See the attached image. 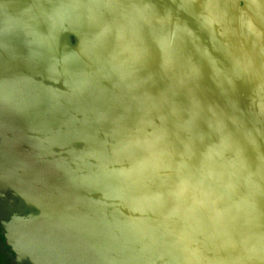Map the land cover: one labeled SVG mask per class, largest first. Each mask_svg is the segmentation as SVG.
<instances>
[{
  "label": "water",
  "instance_id": "1",
  "mask_svg": "<svg viewBox=\"0 0 264 264\" xmlns=\"http://www.w3.org/2000/svg\"><path fill=\"white\" fill-rule=\"evenodd\" d=\"M0 190L32 264H264V0H0Z\"/></svg>",
  "mask_w": 264,
  "mask_h": 264
},
{
  "label": "flooded vegetation",
  "instance_id": "2",
  "mask_svg": "<svg viewBox=\"0 0 264 264\" xmlns=\"http://www.w3.org/2000/svg\"><path fill=\"white\" fill-rule=\"evenodd\" d=\"M31 211V207L21 203L11 193H5L0 190V251L12 264H16L17 262V264H32L27 257V248H22V244L17 249V256L15 257L10 249L2 243L4 234H8L11 228L21 225L23 216L29 214Z\"/></svg>",
  "mask_w": 264,
  "mask_h": 264
},
{
  "label": "trees",
  "instance_id": "3",
  "mask_svg": "<svg viewBox=\"0 0 264 264\" xmlns=\"http://www.w3.org/2000/svg\"><path fill=\"white\" fill-rule=\"evenodd\" d=\"M0 264H12L10 262V260H7L4 255L1 254V251H0Z\"/></svg>",
  "mask_w": 264,
  "mask_h": 264
},
{
  "label": "rangeland",
  "instance_id": "4",
  "mask_svg": "<svg viewBox=\"0 0 264 264\" xmlns=\"http://www.w3.org/2000/svg\"><path fill=\"white\" fill-rule=\"evenodd\" d=\"M2 243L5 244V246H7L10 250L12 249L8 244H7V240L5 238L2 239ZM4 246V247H5ZM17 262V261H16ZM18 263V262H17ZM16 263V264H17ZM15 264V263H14Z\"/></svg>",
  "mask_w": 264,
  "mask_h": 264
}]
</instances>
